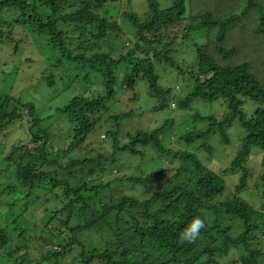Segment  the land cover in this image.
I'll return each mask as SVG.
<instances>
[{"label": "trees", "instance_id": "1", "mask_svg": "<svg viewBox=\"0 0 264 264\" xmlns=\"http://www.w3.org/2000/svg\"><path fill=\"white\" fill-rule=\"evenodd\" d=\"M121 1L0 0V41L17 51L27 31L45 35L61 58L100 72L105 89L91 97L74 95L58 108L72 123L62 147L53 144L55 137H50L49 126L32 103L0 92V132L25 120L28 135L27 142L17 140L7 152H0V177H6L0 181V264H264L259 242L264 239V0H170L165 7L159 0H146L142 13L127 0L121 19L131 27L132 45L117 53L125 46L119 42V47L104 52L101 43L110 39L118 43L122 36L121 20L107 15V7ZM4 10L15 15L3 17ZM200 31L204 40L194 44L192 58L179 60V49L187 52L185 44ZM119 66L124 68L120 84L128 89L134 91L138 81H145L148 94L155 98L153 111L176 98L173 86L159 82L156 66L185 79L189 90L174 101L176 108L188 109L193 100L222 99L224 113L196 114L195 120H207L206 127L181 137L187 143L199 139L200 146L211 151L209 135L217 133L227 142V129L239 122L244 135L224 169L240 173L231 194H224L223 178L194 151L162 142L160 135L173 124L169 118L151 129L128 133V141L119 143L121 120L132 111L117 113L112 116L114 129L106 132L112 154L80 148L108 111L106 99L116 95ZM245 98L257 104L249 116L242 110ZM147 147L175 164L145 174H123L106 183L79 178L84 171L85 178L97 174L95 165L115 162L118 152L141 157ZM253 147L262 153L258 207L241 196L252 175L245 163ZM125 180L131 190L136 185L151 189L104 197L103 187ZM16 190L15 196L25 200L19 209L10 201ZM52 192L54 205L60 204L46 208L40 200ZM38 201L43 209L37 218L31 208ZM195 217L203 219L205 227L194 242H181V233ZM31 241L46 246L32 249ZM233 250L237 257L222 262Z\"/></svg>", "mask_w": 264, "mask_h": 264}, {"label": "rangeland", "instance_id": "2", "mask_svg": "<svg viewBox=\"0 0 264 264\" xmlns=\"http://www.w3.org/2000/svg\"><path fill=\"white\" fill-rule=\"evenodd\" d=\"M110 4L107 7L109 16L120 21L123 26V33L116 43V40H107V43H101V50L104 52L112 51L114 45L119 47V42L124 43V47L116 49L125 52L132 45L131 27L124 19H121V13L126 9L125 2ZM161 7L170 5V0H159ZM131 7L138 13H142L146 9V0H132ZM128 10V9H127ZM1 15L3 17L14 16L13 10H4ZM204 40L202 31L196 32L193 38L185 44L187 52H182L179 49V60L191 59L190 54L194 44H199ZM76 40H72L71 48L75 50ZM114 50V52L116 51ZM116 54V52H115ZM160 76L159 82L163 85L173 86L176 98L178 101L189 90L185 79L175 74L174 70L156 66ZM124 72L123 66H119L116 70V95L112 99H106L109 106L108 111L103 113L101 119L96 123L93 130L88 134L86 139L81 143V149L91 148L95 152H101L104 155H110L113 152L111 137L106 134L110 129H114L113 115L117 113L132 111V115L121 120V127L117 134L119 143L128 141L127 134L133 133L136 130H148L163 123L167 118L173 120V124L167 126L164 132L160 135L162 142L166 146H171L175 149H184L194 151L202 163L212 171L219 174L225 184V193L231 194L233 186L236 184L239 171L224 172V169L229 166L234 158L236 151L240 145L244 131L238 121L227 129L228 141L224 142L220 139L219 134L212 133L209 135L207 142L212 146L211 151L205 150L201 144V140L197 139L187 143L181 136L189 130L198 131L207 125L206 119L195 120L193 116L201 114L202 116L213 114L220 116L225 111V104L221 98L211 101L193 100L188 109L176 108L175 100H171L168 107L153 111L152 106L155 104V98L147 92L145 81H138L134 91L120 84V77ZM52 79L50 85L48 81ZM0 92H8L14 97L19 98L22 102H30L34 105L37 114L44 118V124L49 126L50 137H55L53 144L56 147H62L69 140L72 123L68 117L61 113L58 108L66 103L74 95H84L91 97L97 94H104L103 78L100 72L82 65L78 62H70L65 57L61 58L57 49L52 48L46 36L42 34L32 33L27 31L25 40H21L17 51H13L12 45L6 41H0ZM256 103L245 98L242 105V110L246 116H249L256 107ZM9 130V131H8ZM7 131L0 132V152H7L13 143L17 140L27 142L28 135L25 129V120L16 121L8 127ZM200 147V148H199ZM90 154V153H89ZM261 155L257 147H253L247 159L246 167L251 172V177L248 179L247 188L241 196L251 205L258 207L260 197L258 188L256 187L257 176L261 172ZM115 162L104 161L100 165H95L97 174L91 176L79 173V178L91 179L95 182L106 183L115 177L123 174H145L150 170H157L161 167L171 166L172 159L167 156H158L154 148H144L143 156L131 155L126 152H118L115 155ZM175 164V163H173ZM1 165V163H0ZM2 174L0 181L6 179ZM10 180L13 181L10 177ZM131 190L130 184L125 180L115 182L110 188L103 187L102 192L104 197H108L109 193L116 199L121 194H128L131 191L136 194H144L149 191L147 187L134 186ZM148 189V190H147ZM151 189V188H150ZM55 192L43 194L40 202L49 208L55 204V199L51 198ZM19 191L16 190L10 195V201L17 204L19 209L25 200L17 197ZM58 199V198H57ZM32 202V201H31ZM38 201L35 207L31 208V214L37 217L43 209V205ZM60 204V203H58ZM58 204L54 205L57 206ZM7 209V208H6ZM19 211V210H18ZM40 212V213H39ZM39 213V214H38ZM28 217L31 216L28 212ZM38 218V217H37ZM38 234V230H37ZM264 252V239L259 241ZM41 241H31L30 248L37 249L44 247ZM45 248V247H44ZM237 251H231L226 259L222 262L227 263L229 258L237 257ZM5 264V263H4Z\"/></svg>", "mask_w": 264, "mask_h": 264}, {"label": "clouds", "instance_id": "3", "mask_svg": "<svg viewBox=\"0 0 264 264\" xmlns=\"http://www.w3.org/2000/svg\"><path fill=\"white\" fill-rule=\"evenodd\" d=\"M205 227V222L200 217H195L187 225L180 235L181 242H194L200 235L201 230Z\"/></svg>", "mask_w": 264, "mask_h": 264}]
</instances>
